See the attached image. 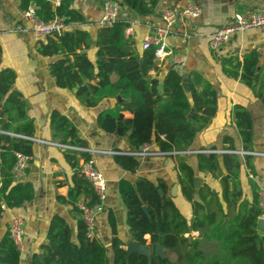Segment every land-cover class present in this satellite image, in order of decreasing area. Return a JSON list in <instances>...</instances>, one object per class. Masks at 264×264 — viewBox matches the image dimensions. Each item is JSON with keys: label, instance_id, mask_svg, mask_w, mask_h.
<instances>
[{"label": "trees", "instance_id": "obj_1", "mask_svg": "<svg viewBox=\"0 0 264 264\" xmlns=\"http://www.w3.org/2000/svg\"><path fill=\"white\" fill-rule=\"evenodd\" d=\"M22 11L30 6L42 23L54 19L65 25L84 24L83 17L72 8L74 0H18ZM141 16L152 13L155 0H111ZM128 25L115 22L110 28L98 27L92 41L87 31L77 28L64 30L37 40L38 55L56 57L48 64L49 75L59 89H75L74 97L86 109L94 108L104 98H115L114 107L96 118L97 127L107 134L126 136L133 152L145 145L154 144L159 152H183L195 136L204 130L216 113V92L197 73L186 78L188 90L182 87V76L171 68L157 79L158 69L150 46L138 54L134 42L125 35ZM94 46V62L87 51ZM258 53L251 50L238 61L236 57H218L222 73L239 80L264 107V74L257 69ZM151 73L155 76L152 77ZM116 80L111 82V77ZM15 74L10 69L0 70V225L5 210L28 204L34 199L31 183L18 181L12 170L16 154L32 156L34 139L33 121L26 117L22 95L12 90ZM162 89L158 90V85ZM123 112L131 117L125 118ZM233 123L241 141L243 152L252 153V119L242 107L232 110ZM52 142L68 147L63 155L72 170L71 187L59 202L67 204L75 219V236L72 238L67 222L53 216L46 232V244L40 254L31 257L30 264H264V229L257 222L264 210L259 207L258 187L252 180L255 173L251 156L234 153L196 155L197 172L217 180L220 193L206 185L194 189V172L182 156H176V181L180 194L190 205L191 218L187 222L165 194V184H155L138 178L131 184L120 180L117 193L125 210L129 242L124 244L116 236V221L107 212L111 233L109 249L96 238H87L84 222L77 203L91 208L98 203L91 185L80 175V164L91 159L84 140L64 115L52 111L48 117ZM220 150L236 152L232 140L222 138ZM226 145V146H225ZM209 150H216L211 147ZM114 163L128 173L138 168L136 158L129 155L112 156ZM252 177L247 180L250 198L243 194L239 173L241 166ZM25 171V170H24ZM161 189L163 196H159ZM145 206L147 218L141 210ZM195 233V236L191 234ZM130 242L151 248L148 257L125 255ZM156 245L173 254L154 256ZM110 255V256H109ZM20 252L10 239L7 224L0 232V264H19Z\"/></svg>", "mask_w": 264, "mask_h": 264}, {"label": "crops", "instance_id": "obj_2", "mask_svg": "<svg viewBox=\"0 0 264 264\" xmlns=\"http://www.w3.org/2000/svg\"><path fill=\"white\" fill-rule=\"evenodd\" d=\"M106 0H74L72 8L84 19V24H75L73 28L88 32L92 41L95 39L98 22L102 16V5ZM148 1V0H147ZM152 13L147 16L138 15L119 5L116 21L128 25L125 35L133 42L138 54H141V42L145 36L153 35L154 28L160 25V14L167 8L181 9L188 4H195L198 16L187 20L185 26H178L176 31L186 30L188 40L179 34L168 35L164 39L167 55L162 61L155 60L158 73L157 79L162 80L171 65L173 57L184 58L182 75L199 74L216 92V113L210 124L199 132L186 152L209 150L214 147L220 150L222 138L228 137L236 152L242 151L241 141L233 123L232 110L235 106L244 108L252 119L251 165L254 177L242 165L239 173L240 185L247 199L251 192L247 180L252 178L258 192L264 188V107L252 92L239 82L227 78L221 71L218 57L242 56L256 50L258 53L257 69L264 74V26L234 34L218 51H211L207 46L208 36L215 29L230 24L236 13L245 10L264 12V0H155ZM52 5L53 0H51ZM55 6V5H54ZM17 28H20L19 30ZM37 38L28 21L23 17L18 0H0V70L10 69L15 74L12 90L19 92L26 105V117L33 121L34 139L32 156L20 181L29 182L34 189V199L19 208L5 210L0 232L5 224L13 218L23 221V236L19 264H30L31 257L40 254V246L46 244V232L50 219L58 215L68 224L72 238L75 236V219L69 212L67 204L58 201L65 198L71 187L72 170L66 163L63 150L45 143H53L48 125V117L52 111L64 115L77 129L78 137L85 141L90 151L133 152L127 137L107 134L96 125L99 113L114 107L115 98H104L94 108L86 109L74 97L72 90L56 87L49 75L47 66L57 60L56 57L45 58L36 52ZM94 46L87 51L89 60L94 62ZM154 77L155 74L151 73ZM111 82L116 80L112 76ZM130 118L128 112H123ZM226 146V145H225ZM153 152L158 151L154 144L148 146ZM196 155H179L194 172V177L201 181L198 187L206 185L216 193L220 186L207 174L196 169ZM242 160L243 156H239ZM98 171L106 184L103 212L96 218L95 238L107 249L110 246L111 233L107 224V212L111 211L116 221V236L126 244L130 238L126 226L125 210L117 193L120 180L134 184L136 179L145 178L152 183L158 180L165 184V194L172 201L181 216L188 222L191 218L190 205L180 194L176 181V157H136L138 168L131 174L122 170L114 163L112 156L94 154ZM176 191L172 194L173 187ZM264 219V212L262 217ZM195 236V233L191 234Z\"/></svg>", "mask_w": 264, "mask_h": 264}, {"label": "built area", "instance_id": "obj_3", "mask_svg": "<svg viewBox=\"0 0 264 264\" xmlns=\"http://www.w3.org/2000/svg\"><path fill=\"white\" fill-rule=\"evenodd\" d=\"M59 0H53V4L57 5ZM119 9V4L106 0L102 5V16L98 22L100 27L110 28L116 22V15ZM35 8L30 6L27 10L23 11V17L28 21L31 26V30L37 38H44L53 34H59L64 30L73 28L74 25H65L61 20L54 19L49 23H42L38 21L34 15ZM198 16V8L195 4H188L185 7L178 8H167L164 9L160 14V25L154 28V34L145 36L141 42V49L146 50L150 46H155L154 57L155 60L162 61L167 55L164 39L171 34H179L182 39L188 40L190 35L186 30L176 31L178 26H185L187 20H193ZM264 26V12H254L251 10H245L241 13L233 15L230 24L217 28L214 32L208 36L207 46L209 50L215 52L220 50L230 38L239 32L259 28ZM18 30L20 28H17ZM184 58L173 57L171 60L170 68L182 76ZM33 142H41L36 139H30ZM52 145L60 149L68 148L53 143H45ZM151 145V144H149ZM149 145H145L137 152L122 153L115 151H90L88 149H76L85 151L91 155V159L80 164V175L91 185L94 193L97 196L98 203L91 208L86 207L82 202L77 203V208L80 212V216L85 226V233L87 238H95V223L97 216L103 212V202L105 201L106 184L103 176L98 171L95 161L92 158L94 154L103 155H129L133 157H173L184 154H216L221 155L225 153H234L238 156L250 155L243 151L230 152L226 150H201L197 152H153L149 149ZM16 163L12 170L14 178L20 181L24 175V170L30 161V157L16 154ZM259 207L264 210V188L258 192ZM23 221L20 218H13L8 222L7 231L10 239L17 248L21 247L22 236H23Z\"/></svg>", "mask_w": 264, "mask_h": 264}, {"label": "water", "instance_id": "obj_4", "mask_svg": "<svg viewBox=\"0 0 264 264\" xmlns=\"http://www.w3.org/2000/svg\"><path fill=\"white\" fill-rule=\"evenodd\" d=\"M182 78H183V89L185 91L188 90V86L186 84V78H187V75L184 74L182 75ZM162 89V85H158V90H161ZM73 91H75V89H73ZM130 135V132H128L126 134V136H129ZM200 179L198 177H194L193 178V186H194V189H197L199 184H200ZM176 191V186L173 187L172 189V194H174V192ZM157 193L159 194V196H163V192L161 189H157ZM141 210L142 212L144 213V215L149 218V215H148V212H147V209L145 206H142L141 207ZM257 225H258V228L263 230L264 229V219L263 218H260L257 222ZM146 248H149L147 246H141L140 244L136 243V242H130L124 249L125 251V255L126 257L128 258L130 255H133V254H136V255H139V256H143V257H148L150 253H148V250ZM151 249V248H150ZM165 251V249L162 247V246H159V245H156L153 249V254L154 256L156 257H159V258H163V252Z\"/></svg>", "mask_w": 264, "mask_h": 264}, {"label": "rangeland", "instance_id": "obj_5", "mask_svg": "<svg viewBox=\"0 0 264 264\" xmlns=\"http://www.w3.org/2000/svg\"><path fill=\"white\" fill-rule=\"evenodd\" d=\"M148 250V253L151 252V249L150 248H146ZM110 256V255H109ZM163 256H167L171 261H174L175 260V256L167 251H164L163 252Z\"/></svg>", "mask_w": 264, "mask_h": 264}]
</instances>
